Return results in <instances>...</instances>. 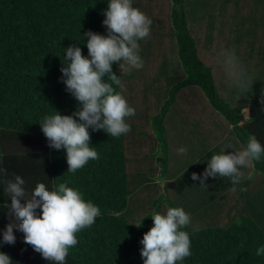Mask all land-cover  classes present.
I'll return each instance as SVG.
<instances>
[{"label":"trees","instance_id":"1","mask_svg":"<svg viewBox=\"0 0 264 264\" xmlns=\"http://www.w3.org/2000/svg\"><path fill=\"white\" fill-rule=\"evenodd\" d=\"M165 1L169 55L175 67L161 57L149 75L143 73L137 80V72L145 67L125 74L112 65L123 84L122 89L113 87L135 109V115L126 118L131 131L115 138L89 128L90 147L99 159L72 174L67 172L65 150L50 148L39 124L54 111L72 115L80 107L62 83L60 69L70 63L63 61L64 50L77 46L88 57L84 34L107 35L102 21L109 0H0V168L7 170V175L0 174V253L7 254L13 264H55L25 244L23 233L15 229V243L2 242L12 220L3 181L14 180L15 175L25 180L29 192L37 183H44L49 191L67 183L86 202L99 207L101 215L76 234L78 243L69 249L64 264H143L139 241L153 226L152 213L174 207L166 187L160 191L148 177L157 170L161 174L166 163L164 121L183 88L200 91L242 148L249 136L264 146V0ZM132 2L144 11L140 0ZM149 18L151 26L158 22ZM224 50H234L247 69L243 87L231 86L219 63L204 62ZM161 80L160 94L155 96L152 89ZM23 149L25 155L20 154ZM157 154L155 166L151 159ZM252 170L264 179V155L253 162ZM251 193L252 201L243 213L227 223L182 229L189 233L191 255L177 264H264V255H255L264 245V184L262 191Z\"/></svg>","mask_w":264,"mask_h":264},{"label":"clouds","instance_id":"2","mask_svg":"<svg viewBox=\"0 0 264 264\" xmlns=\"http://www.w3.org/2000/svg\"><path fill=\"white\" fill-rule=\"evenodd\" d=\"M103 15L102 24L106 26L107 35L91 31L84 34L87 37V58L80 47L70 46L64 50L63 61L70 63L63 64L60 69L64 77L62 83L80 107L72 115L54 111L55 114L44 116L39 124L48 146L65 150L67 172L72 174L89 161L99 159L98 152L90 147L89 128L119 138L131 131L126 118L135 115V109L129 106L122 92L113 87L116 85L122 89L123 84L112 71V65L117 64L125 74L143 68L138 42L149 38L152 21L133 7L132 0H109ZM218 63L231 86L246 84L247 69L234 50H224ZM225 148L220 154L211 156L202 174L193 173L191 179L199 180L204 186L208 177H227L233 185L231 190L235 192V185L245 176L242 169L252 167L253 162H259L264 155V146L255 136L248 137L242 150L224 154ZM26 151L23 149L20 154L25 155ZM187 151L185 147L177 150L180 155H186ZM0 174L7 175V170L0 168ZM3 183L11 200L7 208L12 220L3 231L2 242L13 245L15 229L23 233L25 244L32 246L44 260L55 264H64L69 249L78 243L76 234L90 228L101 215L98 206L86 202L81 192L68 187L67 183H60L52 191L44 183H37L31 192L25 189V180L19 175H15L14 180L5 179ZM151 219L153 226L139 241L143 245L140 250L143 264H177L191 255L189 233L182 230L190 225V214L180 207H168L166 214L154 211ZM255 255H264V245L256 249ZM0 264L13 262L7 254L0 253Z\"/></svg>","mask_w":264,"mask_h":264},{"label":"crops","instance_id":"3","mask_svg":"<svg viewBox=\"0 0 264 264\" xmlns=\"http://www.w3.org/2000/svg\"><path fill=\"white\" fill-rule=\"evenodd\" d=\"M214 60L218 63V57ZM160 87L162 82L159 85L155 84L152 89L153 95L160 94ZM179 97L184 101H178ZM151 100L156 102L155 98ZM190 111L197 113L190 116ZM242 113L243 120L247 119L246 108ZM164 126L168 156L161 174L158 170L152 174L153 178H158L157 180L154 178L153 182L162 183L161 189L166 187L168 200L174 207H180L190 214V227L225 224L238 213H243L247 202L252 201V191H262L264 179L253 173L252 167L242 169L245 176L235 185V192L231 190L233 185L227 177H208L204 186H201L199 180L191 179L193 173L202 174L211 156L220 154L222 148L231 146L225 148L224 154L243 149L230 134L229 127L210 110L196 88H183L177 93ZM180 147L187 148L186 155L178 154L177 150ZM132 167L138 172L143 171L142 167L137 168L136 165ZM134 198L132 197V200H135ZM161 208L166 209L164 206ZM161 214H166V210Z\"/></svg>","mask_w":264,"mask_h":264},{"label":"rangeland","instance_id":"4","mask_svg":"<svg viewBox=\"0 0 264 264\" xmlns=\"http://www.w3.org/2000/svg\"><path fill=\"white\" fill-rule=\"evenodd\" d=\"M141 5L144 8L143 13H145L148 17L152 16L153 18L157 19L158 22H154L153 25L150 27L151 32L149 38L146 40H141L139 41L140 43V52L139 55L141 59H143V67L146 69L145 71H139L137 72V80L142 76V74H150L151 73V67L155 66L156 64L154 63L155 61H159L161 57L166 60V61H171L173 62V67H175V62L173 59L172 55H169L170 51V37L168 33V27L166 26V19L165 16L167 14V11L169 10L168 3L165 0H140ZM161 41L163 46H160ZM200 55L202 52H199ZM145 61V63H144ZM170 62V63H171ZM204 62L207 64L210 63H215L213 58L206 57L204 59ZM152 63V64H151ZM155 65H154V64ZM153 68V67H152ZM135 72V71H134ZM135 75L131 74V81L135 82L134 77ZM144 82H150V79L144 81ZM162 82V80H161ZM184 97V96H183ZM185 98V97H184ZM178 101L182 102L184 101L181 97H179ZM197 112L195 111H190V116L196 115ZM150 130V129H149ZM158 159L159 155L157 154L156 156L152 157V162L155 166H158ZM149 179L157 180L158 178L152 177V175H149ZM161 185L162 183L158 184V187L160 188L161 191ZM147 202V201H146ZM149 206V204H148ZM205 226V225H204ZM201 227V226H200Z\"/></svg>","mask_w":264,"mask_h":264}]
</instances>
